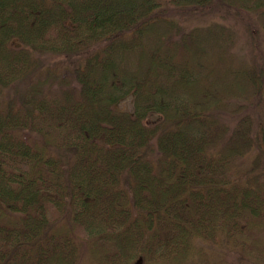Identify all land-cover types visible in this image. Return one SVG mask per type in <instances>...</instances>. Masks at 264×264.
<instances>
[{
  "label": "trees",
  "instance_id": "16d2710c",
  "mask_svg": "<svg viewBox=\"0 0 264 264\" xmlns=\"http://www.w3.org/2000/svg\"><path fill=\"white\" fill-rule=\"evenodd\" d=\"M0 264H264V0H0Z\"/></svg>",
  "mask_w": 264,
  "mask_h": 264
},
{
  "label": "rangeland",
  "instance_id": "374dc122",
  "mask_svg": "<svg viewBox=\"0 0 264 264\" xmlns=\"http://www.w3.org/2000/svg\"><path fill=\"white\" fill-rule=\"evenodd\" d=\"M201 19H198V20H193L192 21V24L193 23H196L198 24L199 22L203 23L202 21H200ZM210 18L207 17L205 19V21H209ZM212 21V20H210ZM71 64L67 61H54V63H52V67H56L58 69V72L60 74L61 77H65V78H69L68 75L70 74L69 71L71 70ZM65 75V76H64ZM120 109H123V110H128L130 111L131 110V100L130 99H126L125 101H123L121 104H119L118 106ZM221 250H215V251H211V253L209 254V260L210 261H213L217 258H219L222 254H221Z\"/></svg>",
  "mask_w": 264,
  "mask_h": 264
}]
</instances>
